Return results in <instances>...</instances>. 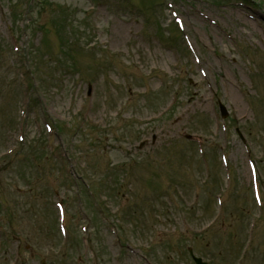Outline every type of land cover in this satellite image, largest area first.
Segmentation results:
<instances>
[{
    "label": "rangeland",
    "instance_id": "obj_1",
    "mask_svg": "<svg viewBox=\"0 0 264 264\" xmlns=\"http://www.w3.org/2000/svg\"><path fill=\"white\" fill-rule=\"evenodd\" d=\"M263 234L264 0H0V264H263Z\"/></svg>",
    "mask_w": 264,
    "mask_h": 264
},
{
    "label": "water",
    "instance_id": "obj_2",
    "mask_svg": "<svg viewBox=\"0 0 264 264\" xmlns=\"http://www.w3.org/2000/svg\"><path fill=\"white\" fill-rule=\"evenodd\" d=\"M197 264H205V263H202V262H200V260H198V261H197Z\"/></svg>",
    "mask_w": 264,
    "mask_h": 264
}]
</instances>
